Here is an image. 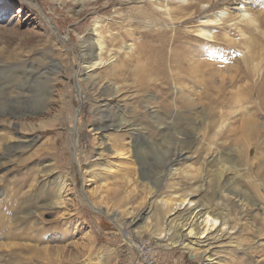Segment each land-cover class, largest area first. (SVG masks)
I'll return each instance as SVG.
<instances>
[{
    "label": "rangeland",
    "instance_id": "rangeland-1",
    "mask_svg": "<svg viewBox=\"0 0 264 264\" xmlns=\"http://www.w3.org/2000/svg\"><path fill=\"white\" fill-rule=\"evenodd\" d=\"M150 1L101 0L80 7L72 0H0V264H264V117L253 118L260 136L253 127L244 131L241 119L249 111L233 102L240 88L251 94L256 82L264 87V29L246 30L237 24L239 11L228 5L235 18L212 27L225 39L210 46L215 51L182 38L189 42L182 68L190 66L191 72L175 67L180 79L157 74L170 69L173 41L162 57L154 49L159 43L142 33L167 24L178 32L185 27L150 18ZM247 6L264 20L257 2ZM133 9L136 15L140 11L141 25L135 29L140 43L150 42L140 44V55L125 54L123 45L134 41L122 40L121 30L110 28ZM97 22L110 61L87 67L83 43ZM205 62L217 65V74L210 76ZM43 72L50 94L41 114L13 116L9 107L28 94L26 77ZM230 75L237 78L235 86ZM121 118L138 125L142 136L99 129ZM225 118L226 127L218 133ZM185 132L191 133L189 142L181 139ZM151 142L154 149L148 147ZM169 148L184 157L164 169ZM223 168L231 169L230 176L219 185ZM187 193L223 212L229 232L192 237L188 248H162L159 238L166 232L160 235L157 223L166 217L159 219V202ZM134 217L137 223L129 227Z\"/></svg>",
    "mask_w": 264,
    "mask_h": 264
},
{
    "label": "bare ground",
    "instance_id": "bare-ground-1",
    "mask_svg": "<svg viewBox=\"0 0 264 264\" xmlns=\"http://www.w3.org/2000/svg\"><path fill=\"white\" fill-rule=\"evenodd\" d=\"M72 1H74V3L77 4L78 6L83 7V6H85V4H89V5H91L93 3L96 4L98 1H101V0H72ZM109 1L115 2V0H109ZM120 1L122 3L130 2V3H133L135 5H137L138 2L140 3V0H120ZM135 1H138V2L135 3ZM145 1H147V0H145ZM253 2H255V3L257 2L259 8H261L262 13L264 14V0H151L150 6L152 8H154V10L152 9L151 13L150 12L146 13L147 15H149V17L152 16L150 18H153V19L159 18L160 21H162V22L167 19L168 21L172 22L173 25L175 23H178L179 25H181V26L184 25V27H185V29L182 32H181V30H180V32H178V30L176 28L171 27V25H168L166 23L167 25L164 26L163 28L160 27V28H156L152 31H148L149 34L148 33H142V38L143 37L147 38V39H149L150 42H158L159 43V45L154 47V49L157 50V53H160V55L168 52V51H166V44L169 43L170 40L173 41L172 46H174V52L172 51L173 52L172 54L174 56L171 54V57L169 58V61L166 65L167 67L170 65V69H167V71H165L164 69H162V70L159 69L160 72H158L157 74H160V73L164 74L165 73L166 75L171 76L173 73L174 75L177 76L178 79H180V77H178V76L181 73H179L180 71L177 72L178 70L182 69V72H187V71L191 72L190 66L188 69L182 68L183 65H185V62L181 57L183 56V54H184L183 52L185 50H189V44H188L189 42L185 43L182 38L190 39V37H192L191 39L195 40V42H198L201 45H205V48H210V46L220 45L219 43H221V41H224L225 39L223 38V40H222L221 38H218V36L214 32H212V27H215V24H217V23H218V25H221L222 23H224L225 20H228L230 18H235L234 17L235 15L234 14L232 15V13L229 12V8H227L228 5H231L232 9H237L239 11V16H238L239 17V20H238L239 23H237V24H244L246 30H248V31L250 30V28H255L256 30H258L260 28L264 29V20L257 19L256 17H258V15L251 13L250 6H247ZM138 8L140 9V7H138ZM134 11L135 10L133 9L131 11H128L127 13L124 12L125 15H122V14L119 15V13L117 12V14L119 15L118 16L119 18H117V20H115L116 22H114L110 28H112V29L117 28V29L121 30L119 37H121L122 40L124 38L125 39L128 38L129 40L134 41L133 45H128V43L123 45V46H126V49H124L126 52L125 54H128L129 51L134 52V50H135L138 53V55H140V53H141L140 52V44L141 45H148V43H150V42L144 41V42L140 43V32L135 30V29H139L140 25H141L140 24V19H141L140 18V11H139V15L134 14ZM145 11H146V9H145ZM159 11H161L162 13H160ZM120 12H122V11H120ZM199 13L200 14L202 13L205 16L202 19H205L206 21L201 19V22H199V24L197 26L190 27L189 22L192 21L193 18ZM261 17H262V15H260V18ZM145 18L148 19L147 16L144 17V19ZM175 21H178V22H175ZM233 24H235V22H233ZM237 24H235V25H237ZM134 25H137V27ZM144 27H147V26L144 25ZM109 32H111V30H109ZM114 32H115V30H114ZM191 32H194V34H191ZM102 35H103V31L101 29L100 23L97 22L95 24V28H94L93 32L90 34V36L83 43L84 44V46H83L84 47V54L87 55V57H88V59L86 61V63H88L87 67H97V66L98 67H100V66L104 67L110 61V59H108L107 57H104L105 55L103 54V53H105V44H104V42H101ZM180 35H182V37H180ZM262 35H264V32ZM110 37H113L112 32H111ZM193 37H196V38H193ZM226 42L228 44H230L228 39H226ZM222 44H224V45H226V47H228V44H225L224 42ZM144 48L145 47H143V49ZM150 48H151V46H150ZM210 50H211L210 53H212V51H215V49H213V48H210ZM217 50L223 51L224 49L217 48ZM96 51H98V53H96ZM108 52H110V51H108ZM143 55L144 54H142L141 56H143ZM115 56H116V54H115ZM161 56L163 57V55H161ZM176 56H177V58H175ZM173 57H174V59H173ZM155 59H157V57ZM216 60L218 62L221 61L220 57H218ZM159 61H161V60H159ZM154 62H155V60H154ZM162 62L165 63L164 58H162ZM191 62H194V61L192 60ZM204 64L209 66L210 68H212V69H209V72H211L210 76H213L214 75L213 73L217 74V71H218L217 65L209 64L208 62H205ZM175 67L178 68L177 71H175ZM156 71H158V68L155 69V72ZM46 74L47 73H45V72H43L42 74H39V75L35 74V73L34 74L31 73L28 77L25 76L27 80L25 81V83H23L24 84L23 88L28 90V94L26 96H24V98H22V99H20V97H18V94L16 95L18 97V100H24V101L17 102V100H16V101H14L16 106L14 105V106L9 107L13 116L21 118L22 115H24L26 113H30L32 117H36V116H39L41 114V112L43 111L44 106H45V100L47 99L48 95L50 94V90L47 87L48 81L43 80L44 77H47ZM245 74H246L247 78H250V76H252L250 72L249 73L245 72ZM258 74L260 76L262 73H258ZM229 79H230V83L235 86V84L237 82L236 76L230 75ZM253 79H254V77H253ZM24 80H25V78H24ZM257 81H259V80H257ZM246 82L248 83V81H246ZM262 85H263V83H261V85H259V82H256L254 88H252L253 92H251V94L248 91L246 94L244 92L245 90L241 91V88H240V90L237 92V94L235 96V101H233L234 104H236V106L238 105L240 107V109L249 111V115H248V113L244 114L242 119H241L242 129L244 131L245 130L248 131V130H251L253 127L252 133H255V134H258L261 131V128L258 126V124L256 123V121L253 118L256 116L257 117H264V87ZM241 87H243V86H241ZM37 88H38V91H37L38 93L31 94ZM237 89H239V88H237ZM257 90H258V92H257ZM255 94H256L257 99L252 101V99L254 97H251V96H253ZM248 95L251 99V105L253 106V108L248 107V104H247V101H248L247 96ZM33 98L36 99V101L30 102L29 100L33 99ZM255 104H257V105H255ZM230 115L231 114H229V116ZM227 120H228L227 118L223 119V122L221 123L220 127L217 128L218 133H221V129L226 127V124L228 122ZM247 125H250V126H248L247 129H245ZM137 126L138 125L130 123L129 121L125 120L124 118H121L120 121L117 122L116 125L114 123H111L110 125H105L104 127H100L99 129L106 128V127H110V128L112 127L115 130H124V131L127 130V132L131 131L133 134H140V136H142L141 133H138L140 128ZM261 133L262 132H260L259 136L261 135ZM180 134L183 135V132ZM74 135H75V133L73 132V138H74ZM190 137H191V133L185 132L184 136L181 137V139H184L186 142H189ZM179 143L183 144L181 141H179L177 144H179ZM77 144H78V142H77ZM141 146H143V145H140V147ZM148 147H149V149H154L155 145L151 142ZM252 151H253V149L249 148L248 154H251ZM143 153H144V151H143ZM143 153L138 151V154L143 155L145 158L146 153H144V154ZM166 155H168V158L166 159V161L163 165L164 169H170L172 166H174L179 161H181L182 158L184 157V154L182 152H178L177 150L174 151L171 148L168 149V151L166 152ZM230 170H231L230 168H223L222 170H220L217 173V179H218L219 185L228 176H230ZM63 173H65V172H63ZM142 174H143V171H142ZM139 175H141V174H139ZM143 176H144V174H143ZM59 177L61 180H63L61 182H65V180H66L65 174L59 175ZM154 188H156V187H152L151 191H153L154 194L157 195L158 191L154 190ZM199 190L204 191V186L202 185L201 187H199ZM220 197L223 198V195H220ZM159 204H160L159 219L162 221V217L163 216L166 217V219L162 225H159L157 223V226H160V228L158 230L160 235L162 233L164 234L166 232L165 238H162V237L159 238L158 245L162 248L167 249V248L174 247L175 245H180L184 248H188L189 246H191L188 240H190V238H192V237L200 235L199 239H203L204 237H206V238L218 237L220 234H221V237H223V235H226L229 232V230L227 228L230 225L228 223V219H226V217L223 215V212H221L216 207L213 208L211 206L198 204L197 201L195 199L191 198V196L189 194L185 195L183 197L179 196V197H175L173 199L161 200L159 202ZM178 218H179V220L175 221ZM114 219L116 221L117 216H115ZM136 219H137V217L132 218V220L127 225L129 227L135 225L137 223ZM119 227L121 228L122 226L119 225ZM178 229L180 230V233H178V231H177ZM187 241H188V243H187ZM192 243L193 242L191 241V244ZM190 249H193V248L190 247Z\"/></svg>",
    "mask_w": 264,
    "mask_h": 264
}]
</instances>
